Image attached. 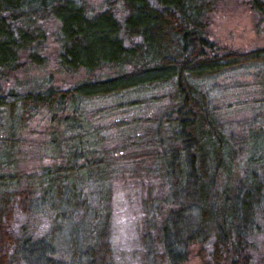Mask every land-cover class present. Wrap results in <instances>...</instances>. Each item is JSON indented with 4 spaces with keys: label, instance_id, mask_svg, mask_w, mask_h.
Segmentation results:
<instances>
[{
    "label": "trees",
    "instance_id": "obj_1",
    "mask_svg": "<svg viewBox=\"0 0 264 264\" xmlns=\"http://www.w3.org/2000/svg\"><path fill=\"white\" fill-rule=\"evenodd\" d=\"M222 1L103 0L95 10L82 0H0V264H116L115 181L140 209H152L156 221L148 228L156 223L158 231L147 249L151 264H183L192 242L198 264H264V250L254 259L252 239L264 234V126L229 138L203 88L222 74L260 66L264 96V47L235 51L210 39L207 28ZM244 1L264 19V0ZM47 32L62 69L110 73L66 88L10 87L26 64L41 63ZM142 98L153 105L164 99L162 111L152 112L157 120L144 130L134 117L115 120L113 129L129 134L116 141L111 132L102 142L89 103L112 99L117 106L110 110L125 112L145 105ZM41 110L52 124V152L62 158L20 178L12 169L15 135ZM111 141L126 155L106 150ZM43 213L45 240L28 225ZM55 223L66 224L64 231L86 225L81 255L76 238L60 252L52 242Z\"/></svg>",
    "mask_w": 264,
    "mask_h": 264
},
{
    "label": "rangeland",
    "instance_id": "obj_2",
    "mask_svg": "<svg viewBox=\"0 0 264 264\" xmlns=\"http://www.w3.org/2000/svg\"><path fill=\"white\" fill-rule=\"evenodd\" d=\"M82 2L87 6L94 7L95 10L103 5V0H82ZM207 30L210 39L219 46L230 50L248 51L264 47V19L256 15L244 0H223L220 2ZM50 33H48L45 47L41 51V63L26 64L15 75V78L8 81L10 87L27 90L34 89L33 85L41 86L47 83L54 87L66 88L79 81L99 78L110 73L108 70L88 74L81 70L67 72L62 69L56 59L57 44ZM261 78L262 69L260 66H255L230 71L204 83L203 88L211 96L213 107L218 114L220 124L223 126V132L229 138H233L234 141H238L241 136H244L256 126H264V120L262 119L264 116V109H262L264 96L259 89ZM142 101H146L145 105L140 103L139 108L125 112L115 108L110 110V108L117 106V101L114 103L112 99H97L89 103L90 112L96 126L93 130H97L102 142L105 138H108L111 132L116 141H118V135L129 134L126 130L113 129L115 120H117L115 122H120L124 118L134 117L138 121H144L140 125L143 130L147 127L146 121L157 120V116L152 112L156 111L159 114V111H162L164 99L159 100L156 105L149 103L144 98H142ZM97 110H102L101 112L104 111V113L97 114ZM51 126L48 114L41 110L32 117L25 128L17 131L14 139L15 153L13 152L11 159L15 160L12 169L15 172L24 174L20 178L28 175L33 176L40 173L44 167H50L60 162L61 155H55L50 145L49 140L53 130ZM113 143L114 141L107 142L106 150L109 148L115 151L116 158L125 156L126 152L119 145ZM103 149L104 147L101 146V151ZM35 177L37 176L35 175ZM22 181L25 180L22 179ZM113 188L111 190L113 196L111 201L112 228L110 231L112 230L111 242L114 246L116 264H151L152 254L150 250L153 248V239L158 231L156 223L155 227L153 225L148 228L149 222L154 223L156 221L153 218L152 209L151 207L145 210L140 209L137 204L139 200L119 182L115 181ZM90 192L92 193L90 202L92 205H96L94 200L97 199L98 195H96L94 186H91ZM144 212H146L145 217ZM45 213L42 214L41 221L31 220L28 223V225L31 223L35 226L33 227L35 231L42 232L39 236H45L43 240L46 237L49 238V235L45 234L49 230L46 224L48 213ZM157 219L159 221V217ZM65 227L66 224H52L54 229L52 242L57 241L56 244L61 247L60 252L66 253L68 252V239L74 240L76 238L78 246L75 247V251L81 255L84 250L83 247H86L88 243V240L86 241V238L82 236V233L87 229L86 225L76 223L64 231ZM149 237H151L152 243L148 240ZM252 239L256 245L254 252V259L256 260L264 250V234L258 232V234H254ZM197 246L198 244L194 242L190 243L188 247L185 246L187 259L183 264H198L200 262ZM53 257L55 256L53 255ZM71 264L87 263L77 261V263L72 262Z\"/></svg>",
    "mask_w": 264,
    "mask_h": 264
}]
</instances>
